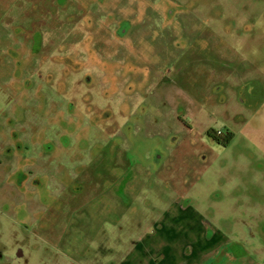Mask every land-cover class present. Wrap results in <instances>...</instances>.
Returning a JSON list of instances; mask_svg holds the SVG:
<instances>
[{
	"label": "rangeland",
	"instance_id": "obj_1",
	"mask_svg": "<svg viewBox=\"0 0 264 264\" xmlns=\"http://www.w3.org/2000/svg\"><path fill=\"white\" fill-rule=\"evenodd\" d=\"M105 1L0 0V119L6 120L10 114L20 124H26L29 120L27 108L40 103L47 110L36 112L38 125L48 120L49 111L57 114L59 121L42 129V154L55 152L59 143L63 148L58 150V162L72 165L73 157L65 154V139L60 131L82 130L84 140H88L83 148L94 144V165L100 161L101 168L109 172L110 163L121 160L122 171L129 170L130 174L111 170L117 179L124 177L116 190L119 202L127 200V186H138L139 182L147 185L141 194L137 187H132L130 195L146 200L139 214L140 199H135L137 216L141 217L143 224L141 240L157 263L164 253V259L158 264H179L183 248L196 251L192 258L200 255L197 238L184 240L185 232L197 225L193 216L206 218L216 227V230L208 232L209 241L224 236L225 244H229L227 240L238 236L240 244L229 246L238 251L245 248L252 252L245 228L250 223L252 230L256 231L262 216L255 218L249 210L254 208L263 213L264 200L255 196L248 210L247 200L240 193L237 201L241 204H237L231 189V171L243 167L247 154L254 157L253 168L264 166V47L251 46L253 57L241 70L245 73L252 70L253 76H248L239 89L230 93L234 104L243 105L242 111L235 109L238 106L227 108L230 100L218 94V104L227 114L219 112V107L197 106L199 95L193 80L179 84L178 88L183 91L188 85L197 98L189 94L191 99L187 100L183 93L168 96L166 89L172 81L167 76L169 70L164 68L154 74L149 66L157 63L155 49L165 45L161 28L171 25V13L189 12L191 25L198 26V33L195 29L194 33L191 32L192 37L198 34L196 42L215 37L204 24L199 28L202 20L198 17L213 24L217 22L218 33L230 44L237 27L247 29L248 35L258 42L264 33V0H140L144 8L152 7L151 23L155 30H152L151 40L129 43L127 47L119 43L124 39V31L115 34L117 28L112 25V18L117 19L118 16L116 9L119 3H109L111 18H107L106 23L98 24L97 21L104 17L97 18L92 14ZM152 1L156 5L152 6ZM73 4L78 5L73 8ZM122 16L123 20L133 21L134 9L125 6ZM127 53H132L142 69L127 59L125 72L131 75L117 77L115 73L122 63L118 55L126 57ZM227 54L229 49L219 43L208 46L199 43L190 46L182 58L189 76H200L203 85L207 77L216 76L214 73L219 72L221 65L229 77H234L235 70L239 72L238 64L231 57H226ZM97 63L102 69H98ZM135 71L141 72V83L135 81ZM100 72L103 75L111 73V80L124 79L126 84L132 80V89H124L120 93L119 87L111 84L109 89L101 83V77L96 76ZM215 88L225 91L220 84ZM33 89L38 90L36 96L31 91L17 96ZM160 89L162 91H158ZM38 97L41 100H34ZM125 100H131L135 107L129 108L123 103ZM202 102L208 105L204 96ZM134 113L138 116L130 118ZM231 114L235 125L234 139L228 146L217 144L209 137V132H225L222 125L231 121ZM129 120L133 133L125 142L127 129L124 125ZM57 125L58 137L53 132ZM135 126L139 128L138 133ZM120 132L122 136L119 138ZM49 146L52 151H48ZM107 146V158L101 161L98 157ZM134 169L136 171L131 173ZM224 170L230 172L225 173ZM4 176L5 171L0 169V183ZM60 180L65 182L67 175L63 173ZM256 188L259 195L264 193V187ZM10 195V190L0 186V198ZM148 201L153 204V213L145 205ZM153 219L157 226L151 231L146 227L147 221L153 222ZM18 235L19 232L14 230V247L18 245ZM31 241L38 247L25 249L24 259L16 264H50L55 259L53 246L46 247L34 239ZM20 243L27 246L28 240L22 239ZM205 244L209 246L211 243L206 241ZM258 246L261 247V241ZM9 253L15 257L12 250ZM253 258L257 264H264L263 255L253 254Z\"/></svg>",
	"mask_w": 264,
	"mask_h": 264
},
{
	"label": "flooded vegetation",
	"instance_id": "obj_2",
	"mask_svg": "<svg viewBox=\"0 0 264 264\" xmlns=\"http://www.w3.org/2000/svg\"><path fill=\"white\" fill-rule=\"evenodd\" d=\"M115 1L119 3L116 12L118 13L117 19L112 18V25L117 28L114 31L115 34L118 31L123 30L124 39L120 41L125 47L129 46V43H141L143 40L152 39V30L154 24L151 23L153 11L152 7H143L140 0H106L101 8H95L92 12L97 18L103 16L104 18L97 21L98 24L106 23L107 18L111 15L109 9V3ZM144 1V0H143ZM79 4V2H77ZM78 4H73L71 7L76 8ZM156 5L152 1V6ZM127 6L130 9H134V20H123L122 12L124 7ZM141 10H144L142 12ZM97 12V13H96ZM169 22L171 25H167L168 28H161L164 30L165 45L157 47L155 49L156 65L151 64L149 70L151 73L156 74L158 71H163L167 68L169 72L167 76L172 79L170 85L166 89V94L172 96V94L183 93L190 100L189 94H194L192 88L181 90L178 85L184 82H195V87L198 92L197 106L206 107L211 105L212 108H218L219 112L227 114L228 112L218 104V94L221 93L230 100L228 106H238L235 108L238 111H242L243 105L234 104L232 102L231 92L234 89H239L243 85V80L246 81L248 76L252 75V70H248L247 73L241 70L242 66L248 64L253 57V51L251 46L264 47V33L257 39L258 42H254L253 38L248 35V31L245 28H236L232 43L225 41L218 33L217 22L214 24L207 22V19L198 17L202 20L209 33H214V38H202L197 41V36L192 37L194 29L198 33L197 24L191 25V16L189 12H177L174 15L170 14ZM200 15V14H199ZM190 16V17H188ZM206 16V13H205ZM239 18V17H238ZM169 23V24H170ZM134 24L136 25L134 27ZM133 25V26H132ZM170 28V29H169ZM192 32V33H191ZM117 36H115V39ZM202 46H208L210 44L219 43L221 47L229 49V55L239 66V72L234 71L236 74L234 77L227 76L224 71V66L221 65L219 72L215 71L216 76L211 75L207 77V80L202 85L200 82V76L191 78L186 71V67L183 63L182 56L186 53L190 46L199 44ZM205 57V55H204ZM119 71L115 75H131L130 72H125L126 60L130 59V63H133L135 67L142 69L138 64L136 58H133L132 53L125 57L124 55H118ZM261 64V63H259ZM98 69H102L99 63H97ZM100 72L101 83L106 85L109 89L111 85H117L120 89V93L124 92V89H132V80H129L126 84V80H111V73L104 74ZM136 82L141 83L143 78L140 71H135ZM244 78V79H243ZM133 80L135 84H137ZM111 84V85H110ZM124 84L126 86L124 87ZM217 84L225 87V91L215 88ZM116 88V86H114ZM36 96L38 90H26ZM158 91H162L161 89ZM188 94V95H187ZM40 96V94H39ZM202 96L208 100V105L202 102ZM41 100L40 97L34 100ZM166 100H169L168 98ZM129 108L135 107L131 100H125ZM46 106V105H45ZM49 107V106H46ZM47 110L42 104L35 103L34 106L27 108L29 120L26 124H20L15 116H9L6 120L0 119V169L5 171V176L0 183L2 188H6L11 191V195L8 198H0V264H16L19 260L24 259L25 249L31 247H38L37 244L31 241V239L37 240L44 246L51 247L56 252L55 259L50 264H58L60 260L58 256V236L60 234H68L71 225H78L77 222L71 223V221L77 220L78 217L87 216L90 220L89 227L85 229L87 236L90 240L96 242V248L93 249V253L99 252L100 258L107 259L106 262H112L119 259L122 251L127 247L133 249H143L145 252V259L149 264H158L164 259V253L157 259L152 258L149 255L147 247H145L141 240L143 224L140 216H137V208L135 199H140L139 214L142 211V205L146 200L139 198V196H131L130 189L137 187L138 192L141 194L146 190L147 185L139 182L138 186H127L126 191L128 194L127 200L119 202L120 197L116 193L117 187L123 181L124 177L119 179L113 175L111 170H119L115 172L130 174L129 170L122 171L121 160L118 162L112 161L110 163V171H105L101 168L100 161L97 165H94L96 156L94 153V144L90 148L84 149L85 143L88 140H84L85 135L82 130L75 132H67L61 130V137L65 139V154L73 157V164L65 166L58 162V150L62 149V145L57 144V150L55 152L42 154L41 151V137L44 134L42 129L50 127L52 123H59L57 114L49 111L47 117L48 120L44 121L41 125L37 124L36 112ZM132 111H135L132 109ZM138 114L134 113L130 118L137 117ZM230 120L222 125V128L226 131L209 132V137L217 144H224L228 146L234 139L235 125L233 123V114L230 115ZM78 125V123H77ZM131 121H126L124 129H127L124 141L127 142L129 136L132 135ZM135 132H139V128L135 126ZM38 129L34 132L35 129ZM186 129V128H185ZM58 137V125L53 131ZM122 136V132L119 133V138ZM221 139H224L221 141ZM58 142V141H57ZM128 147V145H126ZM109 147L103 149V153L100 158L101 161L106 160V150ZM48 151H52V147H48ZM247 162L241 168H235L231 171V189L233 191V197L238 200V196L243 194L246 198V206L249 210L251 202L256 196L261 201L264 200V193L259 195L256 186L264 187V166L263 168H253L254 157L251 154H247ZM159 163L158 160L155 161ZM134 170H131L133 173ZM147 171V170H146ZM224 172H230L224 170ZM65 173L67 180L62 182L60 176ZM246 181V184L244 182ZM237 204H241L237 201ZM145 205L149 206L151 213H153V204L147 202ZM108 209V211H105ZM263 213H260L254 208H250L249 213L255 218L262 216V221L256 226V231L252 230L251 224L247 223L245 231L247 241L251 245V250L243 248L238 251L234 245H239L238 236L232 237L229 244H225L226 237L222 236L219 240L209 241L208 232H212L216 227L212 225L206 218H195L197 225L192 227L189 231L185 232V239L190 240L197 238L198 245L201 248V253L198 257L192 258L196 251L192 248L189 253H186V248H183L182 260L179 264H257L253 258V254L260 256L259 252L254 251L255 246L253 240H256L260 235L264 239V203ZM89 213H92L89 215ZM106 213V214H105ZM116 215V216H115ZM65 223L61 226L62 221ZM147 229L151 231L157 226L152 221H147ZM109 228V229H108ZM111 228V229H110ZM14 230L19 232L17 238V247L13 245ZM111 230V232H109ZM197 230V233H194ZM217 233L220 231H216ZM253 234V235H252ZM111 239H110V237ZM124 237V239L119 240ZM245 237V238H246ZM27 239V246H23L20 241ZM29 240L31 241L29 243ZM208 241L211 244L207 246L205 242ZM126 243V248L123 245ZM109 244V247L113 250L105 251ZM120 245L118 252L113 248ZM203 245V246H202ZM9 250L14 253V258L10 256ZM33 250V249H31ZM264 255V248H263ZM184 256H191L185 258Z\"/></svg>",
	"mask_w": 264,
	"mask_h": 264
},
{
	"label": "crops",
	"instance_id": "obj_3",
	"mask_svg": "<svg viewBox=\"0 0 264 264\" xmlns=\"http://www.w3.org/2000/svg\"><path fill=\"white\" fill-rule=\"evenodd\" d=\"M77 222L78 225H71L69 233L60 234L58 236V264H149L145 259V252L143 249H133L127 247L126 243L123 245L124 249L118 260L112 262H106L107 259L100 258V253H93V249L96 248V242L90 240L85 232V229L89 227L90 220L87 216L78 217L77 220L71 221V223ZM65 223L63 220L61 226ZM109 229V228H108ZM111 229V228H110ZM111 232V230H109ZM110 237V236H109ZM111 239V237H110ZM119 240L124 239V237ZM261 241V247L258 246V242ZM254 251H258L259 254L263 255L264 239L259 235L256 240H253ZM113 248H120V245L114 246ZM105 251L113 250L109 247V244ZM119 250H116L118 252ZM264 256V255H263Z\"/></svg>",
	"mask_w": 264,
	"mask_h": 264
}]
</instances>
